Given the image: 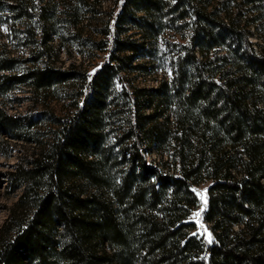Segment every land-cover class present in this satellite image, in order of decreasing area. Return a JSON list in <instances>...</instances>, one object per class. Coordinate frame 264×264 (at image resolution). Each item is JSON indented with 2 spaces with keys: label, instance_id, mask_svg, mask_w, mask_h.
<instances>
[{
  "label": "trees",
  "instance_id": "1",
  "mask_svg": "<svg viewBox=\"0 0 264 264\" xmlns=\"http://www.w3.org/2000/svg\"><path fill=\"white\" fill-rule=\"evenodd\" d=\"M117 7L93 42L107 57L87 74L51 51L98 11L90 0H0V26L17 25L29 51L0 42V97L82 82L9 172L23 191L0 227V264H264V0ZM166 63L170 79L134 83ZM2 103L0 137L21 136ZM204 181L211 241L192 218Z\"/></svg>",
  "mask_w": 264,
  "mask_h": 264
},
{
  "label": "rangeland",
  "instance_id": "2",
  "mask_svg": "<svg viewBox=\"0 0 264 264\" xmlns=\"http://www.w3.org/2000/svg\"><path fill=\"white\" fill-rule=\"evenodd\" d=\"M119 0H90L91 6L97 8V12L88 15L84 22V27L68 30L64 28V36H54L52 41L54 48L51 51V60L57 67L67 68L75 63L79 70L92 74L96 68L106 59L107 52L99 50L94 45L95 41H101L103 34L98 32L99 27L105 26L111 11L117 10ZM96 2V4H95ZM6 19V14H4ZM90 19V20H89ZM11 21L3 22L0 26V42H7L9 50L20 56H28V50L20 43L15 36L14 26ZM112 22V21H111ZM253 41H257V35L251 36ZM154 74L137 75L133 77L135 84L152 87L166 73L170 79L172 71L168 63L155 69ZM134 76V75H133ZM81 81H71L56 89L46 92L33 91L28 85H20L5 97H0L2 104L8 114L18 117L24 124V133L21 136L13 137L10 134L0 137V227L8 218L11 208L14 206L23 191V187H17L10 171L15 170L18 164L30 158L36 150V142L33 138L44 137L50 126V114H64L71 108L72 102L77 98V93L82 88ZM116 87L120 90L121 83ZM33 120V124L30 121ZM148 163L159 164L161 157L153 150H145ZM210 181H204L195 186L200 197L201 204L192 214V218L197 223V231L207 240L211 241L212 232L209 224L204 220L203 214L207 205V189Z\"/></svg>",
  "mask_w": 264,
  "mask_h": 264
}]
</instances>
